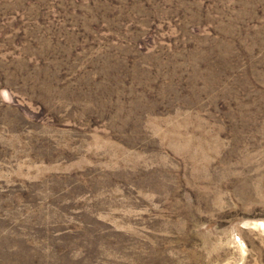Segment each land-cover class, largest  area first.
Instances as JSON below:
<instances>
[{"label": "rangeland", "instance_id": "obj_1", "mask_svg": "<svg viewBox=\"0 0 264 264\" xmlns=\"http://www.w3.org/2000/svg\"><path fill=\"white\" fill-rule=\"evenodd\" d=\"M0 264H264V0H0Z\"/></svg>", "mask_w": 264, "mask_h": 264}]
</instances>
